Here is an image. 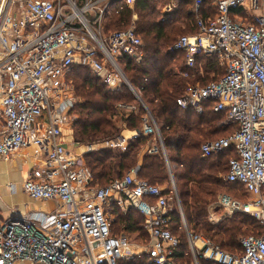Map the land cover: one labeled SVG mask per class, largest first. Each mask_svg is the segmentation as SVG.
I'll list each match as a JSON object with an SVG mask.
<instances>
[{
    "label": "built area",
    "instance_id": "1",
    "mask_svg": "<svg viewBox=\"0 0 264 264\" xmlns=\"http://www.w3.org/2000/svg\"><path fill=\"white\" fill-rule=\"evenodd\" d=\"M112 1L0 0V154L5 160L28 148L35 158L42 154L45 166L31 169L23 189L32 199L57 204L0 224V264H120L141 257L151 264H182L176 258L180 238L172 229L176 212L189 247L185 256L193 264H264V0H193L197 31L180 36L172 47L185 54V71H178L184 76L203 72L201 55L217 57L225 70L219 80L189 86L177 104L202 112L204 104L215 101L214 110L237 124L230 136L205 141L201 151L208 157L236 148L225 178L242 184L250 200L220 193L216 204L229 215L249 214L263 227L260 235L240 238L241 251L225 250L190 230L160 127L142 99L147 111L143 133H155L160 141L172 182L169 191L140 178L139 166L100 186L86 154L68 149L64 129L74 122L76 97L68 83L74 65L91 69L109 90L127 84L137 93L119 58L142 61L143 40L134 21L105 34L102 23ZM205 1L209 13H202ZM117 107L120 112L136 108L126 103ZM106 143L118 152L127 147L122 137ZM115 208L140 212L146 238L135 241L128 233H114Z\"/></svg>",
    "mask_w": 264,
    "mask_h": 264
},
{
    "label": "trees",
    "instance_id": "2",
    "mask_svg": "<svg viewBox=\"0 0 264 264\" xmlns=\"http://www.w3.org/2000/svg\"><path fill=\"white\" fill-rule=\"evenodd\" d=\"M152 3L153 0H137L134 8H131L122 2V8L118 6L111 14H106L103 20L104 32L109 34L127 28L124 25L130 23L134 13L137 15V32L145 40L144 59L137 63L134 58L125 55L119 58V63L160 127L189 228L194 233H203L225 250L241 251L239 237L247 232L243 228L250 227L251 232L245 236L260 235L263 233L260 222L249 214L239 212L235 214L238 217L215 224L209 220L207 211L216 191L225 182L248 194L242 184L228 182L224 176L228 173L230 158L237 155L236 148L231 145L223 152L208 157H203L201 151V145L205 141L230 136L237 129V124H229L224 112L214 110L215 101L204 104L202 112L193 108L183 109L177 104V99L189 86L219 80L225 70L219 65L217 57L207 58L201 55L199 63L202 73L194 71L189 77L179 73L176 69L178 67L182 68L180 71H185V54L174 49L171 51L170 48L180 36L197 31L194 1L180 0L175 13L163 18L156 16V19L153 18L156 5ZM151 6L154 8L150 10ZM209 11L210 3L205 1L202 13ZM193 74L195 76L191 77ZM68 80L74 84L75 94L82 98V102L76 103L72 110L75 115V141L104 142L117 138L124 129L138 132V136L128 143L123 152L114 154L102 147L86 153L85 160L95 183L107 185L115 178H123L131 168L139 166L140 178L152 185H161L165 193L169 191L172 182L160 141L155 133H143L147 111L139 103L133 90L127 84H123L118 90H108L103 78L78 64L71 68ZM119 103L134 105L138 109L131 110L125 116L117 107ZM221 133L225 135H220ZM154 145L158 147L157 150L150 152ZM149 201L154 202L155 199L151 198ZM120 211L118 208L113 210L116 214L112 220L114 230V227L127 233L142 230L146 236L145 218L140 212L129 209L124 214ZM175 215L172 229L180 238L176 251L177 261L193 264L192 257L185 256L189 247L185 232L180 228L181 218L178 212ZM120 264L151 263L148 258L141 257L131 261L122 260ZM200 264L215 263L200 260Z\"/></svg>",
    "mask_w": 264,
    "mask_h": 264
},
{
    "label": "crops",
    "instance_id": "3",
    "mask_svg": "<svg viewBox=\"0 0 264 264\" xmlns=\"http://www.w3.org/2000/svg\"><path fill=\"white\" fill-rule=\"evenodd\" d=\"M122 1L123 0H117L113 3H110L107 15L111 14L113 9L119 6L117 4L121 3ZM135 3L128 6L134 8ZM179 4H180V0L177 2L174 0L168 2L167 9L170 10L169 14L175 13V11L179 7ZM136 16L137 15L134 13L132 18L136 20ZM68 83L71 86L69 80ZM137 109L138 107L136 106L134 110L136 111ZM130 111L131 110H123L121 111V113H125V116H128L127 113ZM2 125H3V119L2 117H0V130L2 129ZM72 128H73V124L72 127H69L68 129H64L65 141L70 151L74 153L86 154L88 153L89 146H92L93 149L102 148V147L107 148L106 141L109 140H106L105 142L99 143L97 145L83 144L75 141ZM137 133L138 132L136 130L124 129L121 135H119L118 137L125 138L128 145V143H130L135 138ZM111 151L114 154L120 153L116 150L114 151L111 150ZM25 152L28 153V155H25L24 154ZM33 152L34 150L32 148L21 150L17 152L11 160H5L3 156L0 154V224L9 218L25 216L31 211L52 209L57 206V204L54 202L32 199L24 192L23 183L29 176L31 169L34 167L43 168L45 166V159H44L45 157L42 154H39L37 156L38 158H35ZM17 264H25V263L19 262Z\"/></svg>",
    "mask_w": 264,
    "mask_h": 264
},
{
    "label": "rangeland",
    "instance_id": "4",
    "mask_svg": "<svg viewBox=\"0 0 264 264\" xmlns=\"http://www.w3.org/2000/svg\"><path fill=\"white\" fill-rule=\"evenodd\" d=\"M261 1V0H260ZM168 2H171V0H169V1H167V0H153V3H152V5H156V12H154L153 14L155 15L153 18H155L156 19V16H160V18H163L164 16H166V15H169V11L170 10H168L167 9V4H168ZM122 4V2L121 3H119V4H117V5H121ZM152 8H154V6H151V8H150V10L152 9ZM193 11H194V7H193ZM194 13H195V11H194ZM137 16H136V20H134L133 18L131 19V21H130V23L128 24V25H124L125 27L127 26H131V25H133L132 23H133V21L135 22V26H136V28H137ZM123 27V26H122ZM177 36H179V34L177 35ZM142 40H143V47H142V49H141V51H142V53H143V56H144V53H145V51H144V47H145V40L142 38ZM176 40V39H175ZM175 43V42H174ZM172 47L173 46H171V48H170V50L172 51ZM144 59V58H143ZM135 60V59H134ZM137 63H140V62H142V61H137V60H135ZM177 69V71H179L180 69H182L181 67H178V68H176ZM193 76H195L194 74L191 76V77H193ZM70 83H71V87H72V89H73V94H74V97H76V102H75V104L77 103H80V102H82V98H80L79 96H77L76 94H75V87H74V84L70 81ZM138 93V92H137ZM139 94V93H138ZM135 96L137 97V95L135 94ZM139 96H140V94H139ZM141 97V96H140ZM137 99L139 100V98L137 97ZM142 99V98H141ZM139 103L141 104V101L139 100ZM74 104V105H75ZM142 105V104H141ZM74 107V106H73ZM72 110H73V108H72ZM75 113V112H74ZM73 117H74V119H75V115L73 114ZM74 124V123H73ZM73 129V135H74V128H72ZM225 135L224 133H221L220 135ZM105 142V141H104ZM99 143H102V142H99V141H95V142H93V143H83V144H95V145H97V144H99ZM172 174H173V172H172ZM226 175V174H225ZM224 175V176H225ZM173 177H174V175H172ZM175 178V177H174ZM223 180L225 181V179L223 178ZM159 186H161V185H159ZM162 187V186H161ZM232 189H231V188ZM163 188V187H162ZM220 193H228V194H230V195H232L233 197L235 196V198H237V199H239L240 201H248V198H249V195L248 194H245L242 190H239V189H237L236 187H234V186H231V185H229V184H227L226 182L225 183H223L219 188H218V190L216 191V195H215V197H213V199H212V201H211V203L208 205V207H207V211H208V218H209V220L212 222V223H215V224H220V223H222V222H224L225 220H227L228 218H232V217H238V215H236L235 216V214H237V213H235V214H233V215H229L223 208H221V207H219V206H217V204H216V202H217V198H218V195L220 194ZM236 196H238V197H236ZM178 197H179V192H178ZM179 200H180V202H181V199H180V197H179ZM181 205H182V202H181ZM182 208H183V205H182ZM183 210H184V208H183ZM121 212V211H120ZM125 214V213H124ZM184 215H185V210H184ZM111 216H112V218H115V216H116V214L114 213V212H112V214H111ZM185 218H186V215H185ZM115 228V230H117V231H115L114 229H113V232L114 233H116V234H121V233H127V232H124V231H119L118 229H117V227H114ZM250 228V227H249ZM249 228H247V227H245V228H243V231L244 232H246V233H243L239 238H242V237H244L246 234H249L251 231L249 230ZM128 234H130L131 235V237L132 238H134L133 240H139L140 241V238L139 237H142V238H146V236L145 235H143V232H142V230L140 231V232H137V233H128ZM200 234H203V233H200Z\"/></svg>",
    "mask_w": 264,
    "mask_h": 264
},
{
    "label": "water",
    "instance_id": "5",
    "mask_svg": "<svg viewBox=\"0 0 264 264\" xmlns=\"http://www.w3.org/2000/svg\"><path fill=\"white\" fill-rule=\"evenodd\" d=\"M115 1H117V0H113L112 3L115 2ZM136 94L139 97V99H141V97L139 96V94L138 93H136ZM163 146H164V144H163Z\"/></svg>",
    "mask_w": 264,
    "mask_h": 264
}]
</instances>
